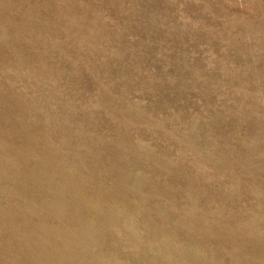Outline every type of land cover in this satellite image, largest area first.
I'll list each match as a JSON object with an SVG mask.
<instances>
[{
  "label": "rangeland",
  "instance_id": "rangeland-1",
  "mask_svg": "<svg viewBox=\"0 0 264 264\" xmlns=\"http://www.w3.org/2000/svg\"><path fill=\"white\" fill-rule=\"evenodd\" d=\"M0 264H264V0H0Z\"/></svg>",
  "mask_w": 264,
  "mask_h": 264
}]
</instances>
